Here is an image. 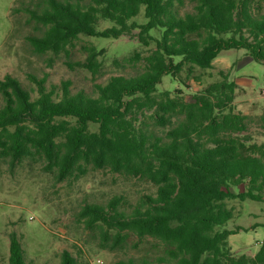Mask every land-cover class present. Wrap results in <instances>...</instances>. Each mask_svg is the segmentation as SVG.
Segmentation results:
<instances>
[{
	"label": "trees",
	"instance_id": "16d2710c",
	"mask_svg": "<svg viewBox=\"0 0 264 264\" xmlns=\"http://www.w3.org/2000/svg\"><path fill=\"white\" fill-rule=\"evenodd\" d=\"M264 0H32L23 4L36 34L38 55L70 58L82 37L119 39L138 31L155 49L135 77L114 76L95 86V96L72 94L70 82L47 87L28 75L0 81V162L11 169L26 160L42 163L58 182L79 179L88 169L109 170L156 188L127 209L121 197L88 203L78 218L89 229L156 241L159 253L145 264H264V238L253 257L232 252L226 228L235 218L227 202H264V143L250 135L253 119L234 108L237 84L222 80L186 100L158 91L165 76L188 79L212 69L228 50H246L264 64ZM187 3L191 11L183 12ZM143 10L144 23L136 19ZM102 22L110 27L100 29ZM158 33V37L154 36ZM85 62L99 73V51L82 45ZM135 57L139 58L138 55ZM134 57V58H135ZM133 59L130 58L128 62ZM264 123V113L260 117ZM245 186L244 191L234 189ZM264 228V225H263ZM8 264H26L21 242L11 235ZM60 264H76L65 251Z\"/></svg>",
	"mask_w": 264,
	"mask_h": 264
},
{
	"label": "rangeland",
	"instance_id": "374dc122",
	"mask_svg": "<svg viewBox=\"0 0 264 264\" xmlns=\"http://www.w3.org/2000/svg\"><path fill=\"white\" fill-rule=\"evenodd\" d=\"M30 1L0 0V81L10 75L33 91L36 88L28 75H35L46 77L48 88L69 81L72 94L85 92L95 96V86L105 84L111 77L130 78L141 74L145 66L143 59L155 49L154 43L143 46L137 37L138 31H134L119 39L82 37L70 58L35 54L28 36L37 31L26 13L19 10ZM262 7L264 13V2ZM186 11H191L188 3L183 8ZM136 21L145 22L143 10ZM110 26L109 22H102L100 29ZM82 45H93L101 51V69L96 75L76 65L86 59ZM130 58L133 60L128 62ZM220 71L237 84L234 108L253 119L249 130L253 141L264 143V123L260 120L264 113V64L254 61L246 50L223 51L214 60L212 69H197L193 75L196 77L190 79L185 72L178 80L165 76L158 91L172 94L178 91L190 100L208 85L221 81ZM244 190L243 185L234 189L235 192ZM155 192L156 188L146 181L109 170L88 169L79 179L58 182L53 174L45 171L42 163L26 160L11 169L0 162V264L9 263L12 234L21 242L26 264H60L65 251L74 256L76 264L151 263L159 253L156 241L139 240L131 235L118 243L115 231L105 233L98 227L87 228L79 220L78 212L85 204H106L114 197H121L124 207L131 209L142 196ZM227 204L234 208L235 218L226 228L237 233L229 238L230 249L253 257L264 238V202L232 200Z\"/></svg>",
	"mask_w": 264,
	"mask_h": 264
},
{
	"label": "built area",
	"instance_id": "2783aa9c",
	"mask_svg": "<svg viewBox=\"0 0 264 264\" xmlns=\"http://www.w3.org/2000/svg\"><path fill=\"white\" fill-rule=\"evenodd\" d=\"M98 263H101L100 261H97Z\"/></svg>",
	"mask_w": 264,
	"mask_h": 264
}]
</instances>
